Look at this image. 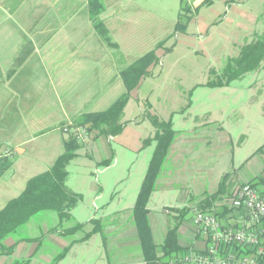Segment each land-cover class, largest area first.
Returning <instances> with one entry per match:
<instances>
[{"label":"crops","instance_id":"1","mask_svg":"<svg viewBox=\"0 0 264 264\" xmlns=\"http://www.w3.org/2000/svg\"><path fill=\"white\" fill-rule=\"evenodd\" d=\"M99 1V19L116 46L106 42L94 26L90 0H0V158L8 157V161L0 165V182L18 162L28 160L29 156L34 158V153H44L43 144L37 143V149L31 151L26 149L28 144L54 135L58 152L42 172L48 170L72 135L63 130L64 126L74 124L84 112L108 109L126 91L120 72L143 55L139 54V49L150 41L147 30L154 31L155 22L150 16L147 18L150 12H146L138 0ZM189 10L185 30L175 31V42L165 48L163 55L159 49L170 38L158 41L151 49L156 51L160 61L150 66V75L131 92L124 108L123 119L128 121L124 130L113 138L88 132L86 138L79 139L81 147L77 158L101 164L103 156L114 158L116 152L112 142L126 147L129 153H138L143 140L154 136L155 127L142 114L152 110L150 100L155 80L163 75L157 66L163 57L174 53L178 47L182 48V54L193 57H236L245 44L264 32V0H195L194 7ZM160 43L164 44L159 46ZM199 72L197 67L188 68L187 74L191 76L186 75V80L193 79L191 90L205 84L194 80ZM192 129L178 134L164 164L166 171L164 183H161L168 189L180 186L179 195L175 200L171 198V204H164L163 215L149 205L157 188L148 203L154 241L162 243L168 230L179 222L178 240L186 248L184 256L203 252L210 243L209 236L194 222L190 207L215 214L226 225L238 226L241 211L232 205L236 189L253 181L264 193L262 161L260 172L250 175L255 176L254 179L245 173L235 181L234 177L227 176L225 193L212 203H206L225 177L218 181L214 190L205 188L201 178L205 170L219 165L215 152L220 150L221 143L198 124ZM59 132L62 138L58 137ZM208 143L212 149H207L212 151L203 148ZM179 209H184V213ZM119 230V226H110L103 231L109 234L108 242L112 241L115 249H123L129 236L141 247L136 225L127 232ZM25 245L22 242L15 249L19 250L20 257L27 258L29 264H44L32 260V251L25 255ZM184 256L168 264H185ZM17 260L22 261L0 255V264H13ZM137 261L145 264L142 248Z\"/></svg>","mask_w":264,"mask_h":264},{"label":"rangeland","instance_id":"2","mask_svg":"<svg viewBox=\"0 0 264 264\" xmlns=\"http://www.w3.org/2000/svg\"><path fill=\"white\" fill-rule=\"evenodd\" d=\"M138 3L146 12H150L147 18L150 16L151 21L155 22L154 31L151 29L149 33L147 30L150 41L142 44L139 54L153 49L158 41L170 38L159 49L163 55L165 48L175 42V26L182 8L188 9V14L189 9L194 7L195 0H138ZM181 49L178 47L174 53L163 57L162 63L157 66V70H162L163 75L155 80V91L150 100L151 113L164 120H169L172 116L177 139L178 134L186 133L198 124L204 128L206 134L213 135L221 143L218 148L220 150L215 152L220 161L219 165L201 173L205 188L214 190L218 181L226 175L234 177L235 181L241 173L249 178L250 175L259 173L260 164L264 161V63L259 69L233 79L227 85L209 86L208 80H217L216 74L223 76L229 57H193L182 54ZM189 67L199 68L200 72L195 75L194 80L205 83L194 90L190 87L193 79L186 80V75L191 76L187 74ZM212 70L216 71L215 75L211 73ZM228 75L229 73L224 74L223 77ZM58 135L62 138L61 132ZM54 138V135L40 137L37 142L26 146L31 151L37 149V143H41L44 153H34L35 160L29 156L28 160L18 162L2 178L0 209L23 191L33 175L45 170L58 152ZM210 144L203 148L212 151ZM3 146L5 149L6 145ZM208 147L211 149H207ZM112 149L116 152L113 159H109L110 156L101 158V162L109 160L107 165L77 157L68 164L67 185L81 196L70 217L64 218L59 224L61 220L54 211L36 214L16 233L5 238L4 243L7 246L15 245L14 251L0 255H9V259L13 260H28L20 257L19 250L15 251L24 242V249H27L24 254L29 255L32 251V260L44 264H143L137 261L141 247L133 242L131 236L127 238L124 248L118 250L114 248L112 241L108 242L109 234L103 231L110 226H119V231L127 232L135 225L133 207L155 143L142 147L138 153H129L125 150L126 147L115 142H112ZM7 161L8 157L0 158V165ZM165 169L164 165L156 186L157 192L149 203L156 213L162 215L164 204H171V198L174 197L175 200L181 190L180 186L171 189L164 187ZM251 178L254 179L255 176ZM100 221L103 224L102 230L85 237ZM77 223L87 225L73 234L46 235L52 227L59 225V229L68 228ZM35 238H41L39 243L29 240Z\"/></svg>","mask_w":264,"mask_h":264},{"label":"trees","instance_id":"3","mask_svg":"<svg viewBox=\"0 0 264 264\" xmlns=\"http://www.w3.org/2000/svg\"><path fill=\"white\" fill-rule=\"evenodd\" d=\"M187 10L185 7L182 8L175 31L185 30L189 18L186 13ZM90 11L94 26L102 34L104 40L110 45L116 46L111 41L106 27H104L102 21L99 19L101 11L99 0H90ZM262 17L264 19V12ZM163 44L160 43L159 46ZM159 61L160 58L156 55V51L151 50L123 68L120 74L124 80L126 91L108 109L84 112L76 118L74 124L85 126L89 132L95 131L98 135H105L110 138L118 136L128 124V121L123 119V114L131 92L139 86L144 77L150 75V66ZM263 63L264 32L256 36L251 42L245 44L238 56L229 58L224 71V74L229 73L228 77L224 78V74L220 77L216 74L215 70H212L211 73L216 74L217 80L210 79L207 85H227L231 80L238 79L248 72L259 69ZM142 117L149 119L155 127L154 136L144 139L143 147L155 143V149L133 207V218L138 229L145 264H168L170 260H180L186 252V248L182 247L178 240L179 222L168 230L162 243H156L152 236L149 222L148 203L153 192L156 190L158 177L164 167L171 146L177 137V131L173 128L172 119L164 120L149 110L144 111ZM80 147L81 143L79 140L74 135H70L65 142L64 151L55 159L52 166L48 170L32 176L23 191L10 199L0 209L1 254H10L14 251L15 245L7 246L4 243L5 238L10 234L16 233L36 214L42 211H54L61 220L59 224H61L64 218L72 215V211L80 201L81 196L67 185V167L70 161L78 155ZM108 161L104 160L101 164L107 165ZM226 179L227 175L221 180L218 190L208 196L206 203H212L225 193L227 187L225 184ZM249 184L256 185L257 183L251 181ZM179 211L184 213V209H179ZM86 225L87 223H77L74 226L61 229H59L58 225L49 229L46 235L52 233H60L61 235L73 234L83 229ZM102 227V222H98L97 226L85 237L90 233L101 231ZM41 238L29 240L39 241ZM235 248L239 249L238 246ZM13 264H29V260H17Z\"/></svg>","mask_w":264,"mask_h":264},{"label":"built area","instance_id":"4","mask_svg":"<svg viewBox=\"0 0 264 264\" xmlns=\"http://www.w3.org/2000/svg\"><path fill=\"white\" fill-rule=\"evenodd\" d=\"M63 130L78 140L89 132L87 127L72 123ZM232 205L241 211L238 226L226 225L215 214L190 207L194 222L209 236L210 243L203 252L185 255V264H264V193L249 182L241 184Z\"/></svg>","mask_w":264,"mask_h":264}]
</instances>
